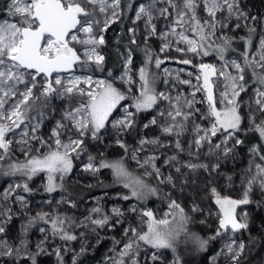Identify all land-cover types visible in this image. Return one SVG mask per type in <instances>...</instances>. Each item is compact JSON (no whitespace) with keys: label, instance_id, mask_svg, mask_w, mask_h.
Here are the masks:
<instances>
[{"label":"snow or ice","instance_id":"6c2138e0","mask_svg":"<svg viewBox=\"0 0 264 264\" xmlns=\"http://www.w3.org/2000/svg\"><path fill=\"white\" fill-rule=\"evenodd\" d=\"M134 2L8 0L6 17L12 19H0V161L12 160V163L7 168L0 166V175H20L25 181L10 185L2 198L7 201L14 188L31 191L27 181L40 173L47 177L45 191L55 192L62 187L57 180L63 181L69 176L74 160L87 151L85 137L100 141L102 132L106 133L109 126L119 136L136 126V116L142 112L158 114L144 123L143 128L155 126L161 135L173 137L178 153L185 151L181 137L192 133V140L187 145L188 155L197 159L205 146L208 156H216L217 160L221 156L227 158L245 143L240 134L252 133L257 136L258 143L249 148L251 158L241 178V198L222 196L215 187L211 189L219 208V226L214 236L201 239L195 233H188L189 216L174 199L168 204V211L159 218L150 209L132 207L129 211L138 214L139 220L135 225L125 227L120 239L113 237L110 249L113 255L107 258L110 264H149V261L160 264L163 250L175 252L178 237L185 233L202 250L210 239L228 236L229 242L221 254H226L230 264H240L247 245L237 239L236 234L250 231V214L242 206L264 204V17L245 11L243 0H148V3L136 4L135 8ZM126 9L134 10V22L144 23L146 59L138 72H133V50L129 49L123 55L125 70L119 77V87L111 72L108 73L111 79L94 78L92 74L75 75L77 69L85 73L105 71V57L99 51L106 43L103 33L121 20ZM160 20L164 21V27L158 31L156 22ZM242 28L247 29L245 35H234ZM129 32L132 34L130 43L136 44L137 28H130ZM154 36L163 41L161 52L174 47L185 56L191 53L193 58L215 55L219 66L202 61L193 65L199 70L195 84L177 74L176 81L191 88L187 94L179 89L175 95L171 89L159 91L155 77L150 73L153 56L147 47V41ZM238 42L244 44L243 51H239L238 58L228 57L229 53L238 51L234 46ZM181 44L185 47H180ZM154 62L160 69L164 61L157 56ZM177 63L192 65L193 60L185 58ZM164 74L171 75L168 69H164ZM192 75L188 73V76ZM163 83L167 85L169 81L166 79ZM123 85L127 87L122 90ZM250 89L252 95L246 105L242 94H247ZM53 99L65 101V105L50 134L44 136L38 133L48 118L46 109ZM162 104L166 107L161 108ZM245 106L248 108L246 113L243 111ZM118 111L122 114L114 116ZM202 121H206L207 126ZM214 138L219 142H214ZM116 143L143 170L142 175L131 173L122 159L101 160L97 165L91 155L83 170L96 173L100 169H112L117 181L130 190V196L120 197L125 201L131 198L143 201L157 195L159 189L149 184L145 177L176 187L174 177L165 176L155 163L158 159L155 153L141 155L145 146L163 147L159 137H142L131 151L121 139L117 138ZM17 152L22 160L18 157L13 160ZM165 164L174 166L177 173L181 167L210 172L220 168L219 163H193L191 160L177 166L176 156L169 157ZM231 179L229 176L228 180ZM254 196L259 198L254 199ZM15 200L25 206L23 196L16 195ZM201 211L198 205L191 208V212ZM123 216L120 208L114 207L108 214L99 206L92 208L83 220L38 212L28 219L21 231L26 234L37 221H42L51 225L52 239L84 240L85 233L76 235L73 229L83 228L93 233L98 228L111 230L122 223L120 217ZM11 219L12 209L0 205V260L7 257L13 264H18L26 258L31 264H37V256L47 253L48 230L40 228L44 239L36 244L34 252L29 250L24 239L16 247L4 235L5 225ZM150 249L155 251L149 254ZM85 251L82 244L80 253L75 255ZM54 253L58 264H63L61 249L57 247ZM73 264H76L75 258ZM173 264L182 262L175 257Z\"/></svg>","mask_w":264,"mask_h":264},{"label":"rangeland","instance_id":"374dc122","mask_svg":"<svg viewBox=\"0 0 264 264\" xmlns=\"http://www.w3.org/2000/svg\"><path fill=\"white\" fill-rule=\"evenodd\" d=\"M140 2L148 3V0H135L134 8L135 5ZM7 3L8 0H0V19H12L10 17H6ZM243 7L245 11L253 16L264 17V0H243ZM126 11L127 14H125L121 18V20L117 22L118 27H121V31L124 32L125 39L128 40H131L132 38V34L129 32V29L133 27L137 28V43L134 45H136L137 47L142 44L145 45L143 21L134 22V10L126 9ZM156 23L158 25V31L163 29V20L157 21ZM246 31L247 29L242 28L237 30L234 35L243 36L246 34ZM104 34L105 33H103V35ZM162 43L163 41L155 36L147 41V47L151 49L154 61L157 56L164 61L161 64L160 69H158L160 83L157 89L159 91L168 92L171 89L172 94L175 95L176 90L179 89L187 94L191 91V88L188 85L179 84L175 79L177 74H179L181 79H191L193 84H195V76L199 74V70L197 67H193V65H198L202 61L204 63H211L219 66V61L215 57V55H210L208 57L202 58H193L191 53L185 56L184 54L175 51L174 47L172 50L161 52L160 48L162 46ZM234 46L236 47V45ZM180 47H185V45L181 44ZM116 49L121 54V60L118 70L115 73H112V76L117 78L115 83L119 87L121 86L119 77L123 75L125 70L123 55L127 50L131 48L126 44H121L118 45ZM99 51L101 52V54L105 55V45L100 46ZM239 51L241 50H238V53ZM228 57L235 59L238 58V55L228 54ZM185 58L192 59L193 64L184 65L177 63L178 60H182ZM133 64V72H138L139 67L143 65V63H141L140 61L133 62ZM164 69H168L171 75L165 76ZM181 69H183L184 71L181 72ZM189 72L193 73V75L188 76ZM108 73L109 72L85 73L80 69H77L75 71V75L92 74L94 75V78L111 79V77L108 76ZM166 79L169 81V84L167 85L163 83V81ZM172 85H175V88H173ZM126 87L127 85H123L122 90ZM201 95L202 93L198 94V98ZM251 95V89L247 94H242V98L245 101L246 105ZM64 105L65 101H61L59 99H53L51 101L50 107L46 109V116L48 118L44 121L38 134H42L44 136H48L50 134L51 129L55 126L56 120L60 119V112ZM160 107L164 108L166 107V105L162 104L160 105ZM197 107L203 108L204 105H197ZM53 108L56 109L55 112L52 111ZM243 111L245 113L248 111L247 106L243 108ZM121 114L122 111H118L114 113V116L118 117ZM156 115L158 114L155 111L142 112L137 114L136 126L124 133H121L119 136H117L116 131L109 126L106 133L102 132V139L100 141H93L90 138L85 137V140L88 139L86 141L87 151L82 153L79 159L74 160L73 171L69 175L68 179L72 183L81 182L88 185H94L101 181H110L115 177L112 169H100L96 173L84 171V165L88 162L89 155L95 157V162L97 163V165L101 160H108V162H112L124 158V163H126L125 166L128 165L129 169L136 170L142 175L143 170L138 168L135 162L131 161L128 158V156L125 154V150L116 143V139H121L128 146L129 151H131V149L138 146V142L142 137H146L149 139L153 137H159L164 146L159 148H156L155 146H145L144 153H141V155H152L153 153H155L158 156V159L155 161V163L158 167H160L164 175H172L174 177V182L176 185V187L174 188L171 185L159 184L156 179L147 177L166 193L169 199L166 203L159 200H150L147 203V208H143L139 204V202L133 200L132 198L125 201L120 197L125 195L130 196V194L126 192V188H124L121 184L120 186L112 190L93 195L86 199L82 205L77 206L71 200L67 199V197L61 192L48 193L47 191H45L47 177L44 173H40L33 177L30 181H27L31 191L25 192L22 187L14 188L13 191L9 194L8 200L4 201L2 198L3 193L9 188L10 185H14L15 183L22 184L25 181V178L13 177L8 179L4 184L0 186V205L10 207L12 209V219L5 225V237L16 247H19L20 240L24 239L27 242L29 250L34 252L36 244L44 239V234L40 232V228H45L48 230L47 234L49 236V242L45 245V247L47 248V253L37 256V264H39V261L42 259H45L47 264H58L57 256L54 253V249H56L57 247L61 249L63 264H73L74 258L77 262L80 259L81 255L93 252L99 244H104L103 254L101 255L100 259H97V261L93 260L89 264H110L107 258L113 255V253L110 251V249L113 247V237H115L116 239H120L122 237L123 229L129 224L135 225L139 220L138 214H133L129 210L132 207H137L139 210L150 209L159 218L164 212L168 211V204L173 199L185 208L186 213L189 216L190 222L186 225L188 233H195L201 239H209L210 237L214 236L219 226V221L217 218L219 208L215 204V199L212 195L211 189L215 187L222 196L227 195L233 199L241 198L243 192V188L241 186V178L245 169L248 167V162L251 158L249 154V148L252 145L238 146L233 154H230L227 158L221 156L219 160H217L216 156H208L207 147L205 146V148L200 151L199 158L197 159L195 156L188 155L187 145L192 140V133H187L181 137V142L184 145L185 151L182 153H178V151L174 147L175 141L173 137L161 135L159 129L155 126L148 129L143 128V124L147 123V121L151 119L152 116ZM201 123L207 126L206 121H202ZM17 132H19V129H17ZM18 138L19 137H17V139ZM91 141H93L92 144ZM214 142L219 141L214 138ZM219 155L220 154L217 153V156ZM171 156L177 157V166L183 165L191 160L193 163H219L220 168L216 171L210 172L201 168L193 171L186 167H181V171L177 173L174 166L165 164V160H167ZM17 157L21 160L23 159V157L19 156L18 152L16 158ZM218 173L220 174L219 178L214 182V185L210 189L209 193H207V191L205 190L204 180L206 174L216 175ZM229 176L232 178L231 181L228 180ZM16 195L24 197L25 206H22L20 202L15 200ZM258 198V196H254V199ZM62 201H68L70 203H63ZM194 205H198L202 209V211L191 212V208ZM97 206L101 207L104 212L108 214H111V210L114 207L120 208L124 213V216L120 217L122 223L111 230L108 227L98 228L96 233L83 228L73 229V232L76 235L84 232L85 239L69 242L61 241L58 238L52 239L51 225L46 224L42 221H37L28 229L26 234L22 233L21 231L22 227L27 224L28 219L30 217H34L38 212H46L51 215L60 214L66 217H72L75 220H83L86 216L89 215L90 210ZM242 207L250 214V231L237 233L236 238L239 240H243L246 243L247 233L258 237L261 245L257 251V256L256 259H254L253 264H264V204H262L260 207H257V205L253 203ZM209 211L211 212V215H209ZM168 218L170 220L172 219L171 216H169ZM201 221H204V223H201ZM188 225L201 226L205 228V232L203 235L196 233L189 229ZM228 242V236L217 237L214 240L210 239L206 248L202 250L185 233H181L175 243L176 251L172 252L171 250H163L160 264H173L174 258L178 256L176 254V252L178 253L177 248H179L181 253L185 256L195 255L198 253L201 254L198 264H230V261L226 258V254H221V250L224 249L225 244ZM82 244L86 248V251L83 252V254L76 256V253H80ZM65 249H71V251H65ZM151 251L155 250L150 249L149 254ZM213 258H215V260ZM0 264H13V261L11 260V258L6 257L3 260H0ZM18 264H31V261L27 260L26 258H22L18 262ZM149 264H152V262L149 261Z\"/></svg>","mask_w":264,"mask_h":264},{"label":"trees","instance_id":"16d2710c","mask_svg":"<svg viewBox=\"0 0 264 264\" xmlns=\"http://www.w3.org/2000/svg\"><path fill=\"white\" fill-rule=\"evenodd\" d=\"M0 8H1V4H0ZM125 14H127L126 10H125ZM104 36H105V41H106L105 55H104L105 57V61H104L105 71L104 72L115 73L118 70L120 66L121 54L116 49V47L121 44H126L131 48V50H133V62L140 61L141 63H144L146 59L145 52H144L145 45L142 44L139 47H137L136 45L131 44L129 42L130 40L125 39L124 32L121 31V27H118V23H114L113 25H111L109 29L105 32ZM235 45H236L237 50L243 51L244 44L242 42H238ZM229 54L238 55L239 53L237 51V52L229 53ZM150 73L155 77L156 87L158 88L159 83H160V77H159L158 69L155 67L154 59H153V63L150 65ZM241 139L245 141L243 146H249V145H254L258 143L257 136L252 133H249L246 136L244 134H241ZM87 140L88 139H86V141ZM92 142L93 141H91V144ZM14 159H16V157H13V160ZM122 159L124 161V158ZM10 163H12V160L0 161V166L7 168V165ZM126 167L128 168V165H126ZM128 170L134 175H137V176L141 175L136 170H132L129 168ZM219 176H220L219 173L216 175L206 174L204 180H205V190L207 191V193H209L210 189L214 185V182L217 181ZM13 177H22V176L20 175H16V176L0 175V186L4 184L8 179L13 178ZM68 178L69 176H66L63 181L57 180V183L62 184V187L58 188L55 192H61L63 195L67 197V199L71 200L77 206L82 205L86 199H88L89 197L93 195H96L104 191L112 190L122 184L121 182L117 181L116 177L112 178V180L110 181H101L94 185H88V184H84L81 182L72 183L69 181ZM145 179L153 187H157L159 189L157 195L149 196L146 200H143V201H138L136 200V198H132V199L139 202V204L143 208H147V203L150 200H159V201L166 203L169 200L166 193L157 184L153 183L147 177H145ZM126 192H128V194L131 195L130 190L127 188H126ZM263 211H264V207H263ZM188 228L202 235L205 232L204 231L205 228L198 226V225H188ZM246 236H247L246 237L247 247L245 250V255L240 260V264H253L254 259H256V256H257V251L260 248L261 242L258 239V237H256L255 235L247 233ZM103 251H104V244H99L97 245V247L94 249L93 252L85 253L81 255L80 259L76 262V264H89L93 260L97 261V259L101 258ZM177 251H178V253L176 252V254L178 255L177 257L180 258L182 264H198L200 257H201V254L199 253L195 255L185 256L181 253L179 248H177ZM39 264H47V263L45 259H42L39 261Z\"/></svg>","mask_w":264,"mask_h":264}]
</instances>
